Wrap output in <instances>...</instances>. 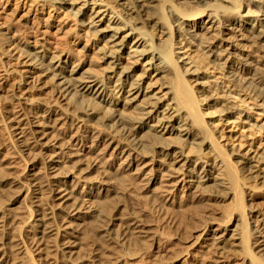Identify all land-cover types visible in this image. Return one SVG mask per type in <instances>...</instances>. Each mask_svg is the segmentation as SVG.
I'll use <instances>...</instances> for the list:
<instances>
[{
    "label": "bare ground",
    "instance_id": "obj_1",
    "mask_svg": "<svg viewBox=\"0 0 264 264\" xmlns=\"http://www.w3.org/2000/svg\"><path fill=\"white\" fill-rule=\"evenodd\" d=\"M0 56V264H264V0H0Z\"/></svg>",
    "mask_w": 264,
    "mask_h": 264
},
{
    "label": "rangeland",
    "instance_id": "obj_2",
    "mask_svg": "<svg viewBox=\"0 0 264 264\" xmlns=\"http://www.w3.org/2000/svg\"><path fill=\"white\" fill-rule=\"evenodd\" d=\"M11 3H5V8H9L11 7ZM9 13V11H8ZM5 62V59L0 56V75L1 77H3L5 79V82H6V87L9 88V89H13L15 93L19 94L20 93V87L17 85L16 83V80L14 78V75L13 73H10L7 72L6 74L3 73L2 69H5L4 66L5 64H7L8 62L4 63ZM14 65L13 63H11V66ZM7 69H10V65H7ZM12 84V87H9L10 85ZM1 117H2V113H1V108H0V120H1Z\"/></svg>",
    "mask_w": 264,
    "mask_h": 264
}]
</instances>
